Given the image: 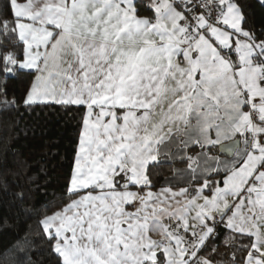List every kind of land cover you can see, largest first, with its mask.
Segmentation results:
<instances>
[{
  "label": "snow or ice",
  "instance_id": "snow-or-ice-1",
  "mask_svg": "<svg viewBox=\"0 0 264 264\" xmlns=\"http://www.w3.org/2000/svg\"><path fill=\"white\" fill-rule=\"evenodd\" d=\"M252 7L0 0V112L58 107L77 121L61 191L35 212L38 239L18 237L0 264H41L40 243L55 264H264Z\"/></svg>",
  "mask_w": 264,
  "mask_h": 264
},
{
  "label": "trees",
  "instance_id": "trees-1",
  "mask_svg": "<svg viewBox=\"0 0 264 264\" xmlns=\"http://www.w3.org/2000/svg\"><path fill=\"white\" fill-rule=\"evenodd\" d=\"M250 12L257 26H264V8L257 0ZM23 88L13 86L14 92ZM73 113L60 108L0 112V251L8 249L18 237L38 239L36 211L59 195L72 157L77 121ZM31 188L28 202L16 194ZM40 205L37 209L36 206ZM41 264H55L40 243Z\"/></svg>",
  "mask_w": 264,
  "mask_h": 264
}]
</instances>
